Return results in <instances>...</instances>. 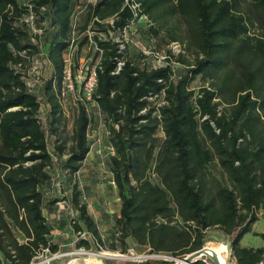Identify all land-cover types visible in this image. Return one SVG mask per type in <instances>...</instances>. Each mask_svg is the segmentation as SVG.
<instances>
[{
  "label": "trees",
  "instance_id": "16d2710c",
  "mask_svg": "<svg viewBox=\"0 0 264 264\" xmlns=\"http://www.w3.org/2000/svg\"><path fill=\"white\" fill-rule=\"evenodd\" d=\"M121 1L102 0L94 13L117 12ZM140 1L155 23L148 35L163 32L166 44H184L177 61L185 63L187 51L193 60L175 80L167 67L147 71L129 62L113 76L108 59L113 51H105L96 93L115 151L109 163L120 200L113 225L117 245L112 242L109 248L125 252L134 245L186 256L202 248L214 230L227 240L235 264H259L264 231L256 233L261 246L242 245L241 239L252 231L257 209L264 205V0ZM74 2L36 0L48 6L55 26L48 35V55L56 77ZM23 11L18 0H0V264H30L43 248L58 249L49 241L52 227L44 214L49 202L44 203L43 188L53 179L48 134L60 133L64 113L51 80L39 94L30 93L10 68L19 58L15 51L32 47L18 21ZM197 76L204 83L195 90L190 83ZM161 89L167 103L159 107V116L152 107L140 113L149 105L145 97ZM39 96L48 105L47 130L37 118ZM73 110L69 140L54 150L69 174L81 169L90 149L89 118L83 107ZM158 128L164 138L155 154ZM152 163L158 182L148 177ZM72 193L75 207L66 208L70 223L75 231L84 225L87 232L77 237V247L99 246L97 224L80 202L76 185ZM194 264L214 263L202 256Z\"/></svg>",
  "mask_w": 264,
  "mask_h": 264
},
{
  "label": "built area",
  "instance_id": "2783aa9c",
  "mask_svg": "<svg viewBox=\"0 0 264 264\" xmlns=\"http://www.w3.org/2000/svg\"><path fill=\"white\" fill-rule=\"evenodd\" d=\"M101 1L75 0L61 51V69L59 77H56L48 55V35L55 28L49 20V8L47 5H38L36 0H18L19 6L24 8L18 21L27 29L32 47L15 51L14 54L19 58L9 64L30 93L39 94L40 88L51 80L64 114L69 108L83 107L89 118L86 136L88 140L92 138L89 150L95 148L98 153L100 137H93V132L99 131L100 124L96 127L94 124L96 119L100 123L105 115L98 103L96 90L106 50L113 51L108 56L112 62L110 74L113 76L118 75L127 62L147 71L167 67L171 80L177 78L179 68L187 67L176 60L179 54L185 53L181 42L170 41L164 48H157L144 39V33L150 32L155 23L144 12L140 0H122L119 11L104 17L94 13ZM121 13H124L122 21ZM158 81L165 83L162 79ZM164 96V89L158 93H149L145 97L149 105L141 109L140 113L152 107L153 115L159 116V107L167 103ZM39 101L37 118L47 130L48 105L41 96ZM108 147L111 155L115 154L110 143ZM76 232L78 238L87 235L85 231ZM59 256V252H51L45 247L33 261L38 258L34 264H49Z\"/></svg>",
  "mask_w": 264,
  "mask_h": 264
},
{
  "label": "rangeland",
  "instance_id": "374dc122",
  "mask_svg": "<svg viewBox=\"0 0 264 264\" xmlns=\"http://www.w3.org/2000/svg\"><path fill=\"white\" fill-rule=\"evenodd\" d=\"M163 34L164 33L161 32L158 35H148V33L145 32L143 37L146 41H148V43L155 45L157 48H164L167 44ZM184 60H186L185 63H183L185 65L188 62H192V53L187 51L184 56ZM184 70L185 66L178 69L180 72ZM203 83V79L197 76L190 83V86L195 90H198ZM75 116V111L69 108L61 119L62 127L59 130L60 133L48 134V149L51 154H53V164L48 170L53 175V179L50 185L45 186L43 189L47 194L46 196L49 198V205L57 203L56 205L60 208H67L69 204L71 207H75L72 203V192L73 186L76 185L80 192V202L86 204L88 203L90 214L95 222H97L96 224L109 228L110 225L112 226L114 224L115 217L118 215L120 200L117 196L115 183L112 181V173L109 163L111 152L108 147L109 134L107 133L108 125L106 118H102L100 123L96 119L94 124V127L100 124L99 131L95 130L93 132V137H100V141L97 144L100 149V153L95 150L90 155L86 156L83 166L78 172L75 174L65 172L63 168V160L56 158L54 155L56 144L60 143L63 139L69 140ZM156 135L158 136V141L155 154H157L160 149L164 133L160 128H158ZM59 136L60 139H58ZM90 140H92L91 137L89 138V141ZM148 177L153 182H158L157 176L153 172V163L148 170ZM62 184H64V187ZM64 190L68 193L65 194ZM68 211L70 213H75V210L71 208H68ZM44 214L47 215L45 210ZM257 214L258 219L253 224L252 231L245 233L241 239L242 245L258 247L263 243L261 237L256 233L264 231V205L257 209ZM76 217H78V214H76ZM82 226V231H85L84 225ZM77 235L78 234L76 232V236ZM217 243H226L228 246L227 240L223 234L212 230L208 233V241L205 245L209 246ZM99 244V246L97 244H93L92 249H86L83 247L71 251H58L60 256L53 260L63 259L65 264H72V261H75V264H83L87 259H89L92 263L100 262L101 264H110L109 262H113L112 264H143V262L160 264L162 260H173L170 254L162 252L151 253L145 248L135 247L134 245L128 248L125 252H122L120 249H110L109 246L112 242H108V240L102 241ZM105 250H110L120 255H105L103 254ZM225 257L227 259V264H235L234 260L230 258L229 247L228 254ZM37 260L38 258H35V261ZM35 261L30 264H34ZM259 264H264V260Z\"/></svg>",
  "mask_w": 264,
  "mask_h": 264
},
{
  "label": "crops",
  "instance_id": "0c3cea01",
  "mask_svg": "<svg viewBox=\"0 0 264 264\" xmlns=\"http://www.w3.org/2000/svg\"><path fill=\"white\" fill-rule=\"evenodd\" d=\"M93 151H95V148L89 150L87 153V156L90 155ZM62 186L64 187V184H62ZM64 193L67 194L68 192L64 190ZM46 195L47 194L44 192L43 197H44L45 204L49 202V198ZM56 204L51 206L52 208L51 211H49L48 209L49 205H46L47 207L45 209L47 213V215L46 214L45 215L47 217L48 223L52 227V230L49 236V241L53 244H57L58 246L57 252L58 251L59 252L71 251L77 248L78 249L83 248L82 246L77 247L76 231L74 230L73 226L70 223L69 214L66 208H60ZM86 208H87V212L90 214L88 203L86 204ZM113 225L112 226L110 225L108 228V227L100 226L99 224H97V227H98L102 241L108 240V242H114L115 245H117V240L114 237ZM87 240H89V242L92 244V241L90 239H87ZM109 263L112 264L113 262H109ZM49 264H65V262L63 261V259H59V260L57 259V260L51 261Z\"/></svg>",
  "mask_w": 264,
  "mask_h": 264
},
{
  "label": "water",
  "instance_id": "95a60500",
  "mask_svg": "<svg viewBox=\"0 0 264 264\" xmlns=\"http://www.w3.org/2000/svg\"><path fill=\"white\" fill-rule=\"evenodd\" d=\"M202 256L210 258L214 264H222L214 250L207 245H204L202 248L191 252L186 256H177L176 258L179 261H174L172 264H192Z\"/></svg>",
  "mask_w": 264,
  "mask_h": 264
},
{
  "label": "bare ground",
  "instance_id": "6f19581e",
  "mask_svg": "<svg viewBox=\"0 0 264 264\" xmlns=\"http://www.w3.org/2000/svg\"><path fill=\"white\" fill-rule=\"evenodd\" d=\"M209 247H211L214 250V252L217 254V256H218V258L222 264H227V259L225 256L228 254V246L226 243L211 244V245H209ZM103 254L109 255V256H119L120 255V254L113 252V251H110V250H105L103 252ZM172 259L174 261H177V262L179 261L176 257H173V256H172ZM72 262H73L72 264H75L74 263L75 261H72ZM83 264H101V263L100 262L92 263L89 259H87L86 262Z\"/></svg>",
  "mask_w": 264,
  "mask_h": 264
}]
</instances>
